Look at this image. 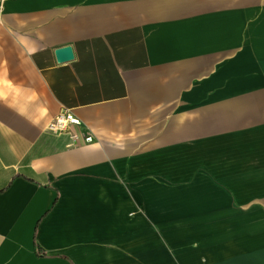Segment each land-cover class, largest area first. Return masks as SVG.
Wrapping results in <instances>:
<instances>
[{"label": "crops", "instance_id": "1", "mask_svg": "<svg viewBox=\"0 0 264 264\" xmlns=\"http://www.w3.org/2000/svg\"><path fill=\"white\" fill-rule=\"evenodd\" d=\"M0 264H264V0H0Z\"/></svg>", "mask_w": 264, "mask_h": 264}, {"label": "built area", "instance_id": "2", "mask_svg": "<svg viewBox=\"0 0 264 264\" xmlns=\"http://www.w3.org/2000/svg\"><path fill=\"white\" fill-rule=\"evenodd\" d=\"M80 126V121L75 118L69 111L60 112L48 125L47 130L53 134L59 135L67 133L70 139L76 143L89 144L93 141V136L88 133H73L71 127Z\"/></svg>", "mask_w": 264, "mask_h": 264}, {"label": "water", "instance_id": "3", "mask_svg": "<svg viewBox=\"0 0 264 264\" xmlns=\"http://www.w3.org/2000/svg\"><path fill=\"white\" fill-rule=\"evenodd\" d=\"M58 62H64L72 59V49L70 46H64L55 51Z\"/></svg>", "mask_w": 264, "mask_h": 264}, {"label": "trees", "instance_id": "4", "mask_svg": "<svg viewBox=\"0 0 264 264\" xmlns=\"http://www.w3.org/2000/svg\"><path fill=\"white\" fill-rule=\"evenodd\" d=\"M43 252L40 251V249L38 248V255H42Z\"/></svg>", "mask_w": 264, "mask_h": 264}]
</instances>
